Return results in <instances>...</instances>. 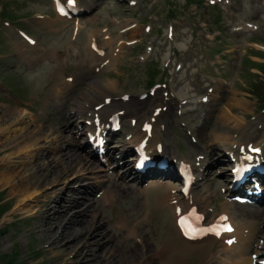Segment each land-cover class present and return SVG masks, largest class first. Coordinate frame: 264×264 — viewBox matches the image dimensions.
<instances>
[{
    "label": "bare ground",
    "instance_id": "obj_1",
    "mask_svg": "<svg viewBox=\"0 0 264 264\" xmlns=\"http://www.w3.org/2000/svg\"><path fill=\"white\" fill-rule=\"evenodd\" d=\"M89 4L84 7L85 13L91 8ZM57 15L56 19L37 15L38 19H42L40 29L50 28L49 32L58 33L65 28L52 25V22L64 18L59 13ZM75 22L71 23L72 29L79 31L80 22ZM250 26L245 24L234 30H248ZM67 29L71 30L70 27ZM101 31L105 34L99 40L97 34ZM24 38L15 45L21 58L29 63L40 57H54L61 67H65L72 60L77 62L78 56H83L81 50H68L63 54L49 48L43 54L35 55L39 42L30 41L31 37ZM119 38L107 30L95 28L90 31L87 44L92 63L84 66V77L98 69L112 70L128 42ZM260 47L263 48L262 45ZM66 73L58 74L52 91L58 110L50 115L49 121L58 124V127L38 124V119L24 114L25 109L19 106L0 107V140L3 141L0 151L5 153L1 160L8 167L0 174L1 183L9 185L18 195L15 211L34 214L38 234L50 247L49 251H56L61 257L57 262L71 259L75 264H186L183 257L190 256L189 250H194L198 243L219 241L220 246L210 255L213 259L209 264H262L264 232L259 219L264 214V175L255 173V181H247L238 190H232L226 178L220 181L221 185L227 184L229 200L222 204V211L215 220L220 221L222 227L230 226L232 231H224L220 237L207 235L200 239H187L186 230L180 226L181 217L193 207L204 215L209 216L213 212L211 189L216 181L212 177L215 163L225 160L234 163L249 152L253 159L264 162V124L259 126L263 123L262 118L255 122L247 121L245 116L239 119L234 116L235 108L247 111L245 97L232 90L231 109L223 110L218 116L222 127L212 132L213 143L205 144L208 149L203 151L189 143L188 153L180 154L166 128L163 130L156 126V122L163 125L164 119L169 118L162 110L164 105H169L167 109L173 113L171 102L160 98L124 101L118 98L121 92L118 81L111 77L88 78L87 89L72 101L69 89L79 75L73 78L74 75ZM71 102L73 106L69 109ZM77 115L81 117L79 120L75 119ZM114 118L119 119L117 130L110 128ZM126 118L135 123L128 125ZM66 121L69 125L64 124ZM66 128H74V135L66 134ZM230 129L238 130V135L231 134ZM83 135L88 136L86 142L79 139ZM118 136H124V139ZM64 141L73 145V153L48 154L49 150L56 151ZM136 146H142L152 159H158L161 154L167 156V168L156 166L143 173L137 172L132 155ZM110 162L123 168V171L119 176L110 178L106 186L102 172L106 170V163ZM180 166H189L192 170L188 192L184 190L185 183H181ZM228 168L230 166H225L222 171ZM222 176L228 177L229 174L225 172ZM74 181L76 184L73 187ZM174 181L180 182V185ZM24 182H27L25 187L20 185ZM39 185H42L41 190ZM137 189L146 193V207L135 196ZM200 191H203L202 194ZM76 192L82 196L72 197ZM238 194L247 196L249 201L235 202L233 198ZM96 198L101 199L98 205ZM94 201L96 208L100 209L101 218L92 210ZM54 203L59 204L58 210H55ZM81 203L84 207L71 214L70 208ZM107 203L113 207L114 218L107 217ZM111 220L116 224L112 236L103 227ZM170 220L174 221L179 235L174 236V225ZM148 226H154L160 234L156 237L147 234V239L145 233ZM122 235L128 240L137 237L139 244L128 241L124 247L120 246ZM153 240L158 241V247L153 246ZM171 257L174 259L171 260Z\"/></svg>",
    "mask_w": 264,
    "mask_h": 264
},
{
    "label": "rangeland",
    "instance_id": "obj_2",
    "mask_svg": "<svg viewBox=\"0 0 264 264\" xmlns=\"http://www.w3.org/2000/svg\"><path fill=\"white\" fill-rule=\"evenodd\" d=\"M87 3L91 8L85 13ZM76 4L84 13L52 22L55 27L65 26L60 32L53 33L49 32L50 28L40 29L42 19H38L37 15L56 19L55 0H0V107L19 106L25 109L24 114L38 119V124L58 127V124L49 121L50 115L58 110L52 91L58 74L65 71L74 75L73 78L79 75L69 89L72 101L87 89L88 78L111 77L118 81L121 91L118 98L124 101L160 98L171 102L173 113L167 109L169 105H164L162 110L169 118L164 119L163 125L156 122V126L163 130L166 128L180 154L188 153L189 143L203 151L208 149L206 143H213L212 132L222 127L218 116L223 110L231 109L232 90L248 102L247 111L235 108L234 116L238 119L245 116L247 121L255 122L262 118L263 123L259 126L264 124V105L257 91L262 84L264 92V0H76ZM75 21L80 22L79 31L72 29L71 23ZM245 24H251L248 30H234ZM95 28L107 30L115 38L120 36L118 40L128 42L110 72L98 69L84 77V66L92 63L88 35ZM104 34L105 31L97 34L99 40ZM25 36L31 37L30 41L39 42L35 55H41L49 48L63 54L68 50H81L83 56H78L77 62L72 60L65 67H61L54 57H40L35 62H26L15 45L24 41ZM150 47L153 48L148 52ZM71 104L69 109L73 106ZM195 106L198 108L191 110ZM80 118L79 115L75 117ZM125 120L128 125L134 124L130 118ZM64 124L69 125L67 121ZM232 131L230 129L234 136L239 133L238 130ZM65 133L74 135V128L67 129ZM87 138V135L79 137L82 142H86ZM72 147L64 141L56 151L49 150L48 154L73 153ZM218 152L222 153V150ZM4 155V151H0V174L8 168L1 160ZM106 165L102 174L103 184L107 186L108 180L119 176L123 168L116 167L112 162ZM225 166L231 168L232 162L225 160L212 167V177L216 180L211 189L213 212L207 215L206 220L219 216L222 204L229 200L227 184H220L224 178L230 182L231 170L222 171ZM225 172L228 177L222 176ZM26 183L20 185L25 187ZM174 183L180 185L178 181ZM72 184L74 187L76 181ZM38 189L41 190L42 185ZM136 192L135 196L146 207V193L139 189ZM69 194L68 197L71 192ZM81 196L77 192L72 195L74 198ZM17 199L16 192L9 185L4 186L0 177V264H75L71 259L57 262L61 257H58V252L49 251L50 247L38 234L34 214L15 211ZM233 200L237 202L238 199ZM95 201L97 205L101 203L99 198ZM95 201L92 210L101 218ZM54 204L55 210H58L59 204ZM83 205L71 207L70 213ZM106 208L107 217L114 218L113 207L107 203ZM259 221L264 232V214ZM171 224L174 225V236L179 235L174 221ZM103 227L112 236L116 224L111 220ZM147 230V239L160 234L154 226H148ZM130 239L122 235L119 245L124 247L128 241L139 244L137 237ZM152 244L159 246L157 240H153ZM219 246V241L198 243L194 250H189L190 256L183 257V260L186 264H209L213 259L210 255Z\"/></svg>",
    "mask_w": 264,
    "mask_h": 264
},
{
    "label": "trees",
    "instance_id": "obj_3",
    "mask_svg": "<svg viewBox=\"0 0 264 264\" xmlns=\"http://www.w3.org/2000/svg\"><path fill=\"white\" fill-rule=\"evenodd\" d=\"M262 84L259 85V87H257V91L259 92V99L260 102L264 105V92H263V88L261 87ZM264 85V84H263ZM263 92V93H262ZM1 206V205H0ZM1 208V207H0Z\"/></svg>",
    "mask_w": 264,
    "mask_h": 264
},
{
    "label": "snow or ice",
    "instance_id": "obj_4",
    "mask_svg": "<svg viewBox=\"0 0 264 264\" xmlns=\"http://www.w3.org/2000/svg\"><path fill=\"white\" fill-rule=\"evenodd\" d=\"M223 219H226V218H223ZM224 231H232L231 227L230 226H224L223 228ZM217 234L219 235V232H217ZM232 241H229V243H231Z\"/></svg>",
    "mask_w": 264,
    "mask_h": 264
}]
</instances>
